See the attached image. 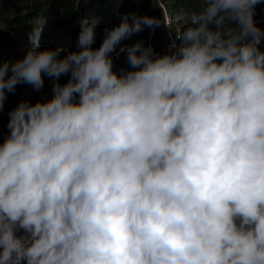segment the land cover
Segmentation results:
<instances>
[{
	"label": "clouds",
	"instance_id": "9594fccd",
	"mask_svg": "<svg viewBox=\"0 0 264 264\" xmlns=\"http://www.w3.org/2000/svg\"><path fill=\"white\" fill-rule=\"evenodd\" d=\"M196 2L163 52L132 11L0 59V264H264V0Z\"/></svg>",
	"mask_w": 264,
	"mask_h": 264
},
{
	"label": "rangeland",
	"instance_id": "374dc122",
	"mask_svg": "<svg viewBox=\"0 0 264 264\" xmlns=\"http://www.w3.org/2000/svg\"><path fill=\"white\" fill-rule=\"evenodd\" d=\"M104 0H78L77 9L81 10L82 18L85 16L96 17L99 20L98 27L96 29L97 39L96 45L99 46L103 35L104 29L111 26V19L115 15H118L119 4L122 0H105V3L102 7V2ZM137 2L139 0H131V2ZM112 2L111 9H106L107 3ZM185 3V1H184ZM259 9L256 11L255 20L263 28L264 24V4L259 5ZM105 7V9H104ZM198 7L196 2L195 9ZM52 1L51 0H0V33H4L12 41L10 50H9V59L15 60L26 52V50L31 46L29 39V33L32 30V25L39 19L45 18V24L43 26L42 33L55 32L56 37L43 38L41 35L40 44L41 47H61L65 51L75 49L77 35L75 34V29L72 30H59L53 31L54 25L56 24L55 15L52 14ZM194 9V10H195ZM130 11V10H129ZM141 15L149 14L156 17H170L172 20V29L169 30L161 25L159 28H156L154 31L152 29H145L143 32L138 33L132 37L130 42L135 40H143L146 43H149V40L152 34L155 35V41L159 42V47L161 52L168 50L173 39L176 38L175 29L180 27L184 21L187 19L190 13L186 12L184 7H180L175 1L162 0L160 7H157L154 3L149 2L148 5L144 6L139 2V5L136 9ZM128 12V11H127ZM132 12V10H131ZM41 13L40 15H38ZM264 29V28H263ZM173 35V36H172ZM171 42V43H170ZM262 46H264V41H262ZM123 64V57L116 62V66L120 67ZM66 77L61 78L63 82ZM34 91L30 85L24 84L21 89H18L12 94V96H17L13 99V102L9 106V109L14 107L20 100L29 99L32 102H35L41 97L51 96V87L50 81L45 77V85L41 91V94L38 92V96H31ZM9 109L3 111L2 115V125H6L8 119ZM6 132V127L4 128Z\"/></svg>",
	"mask_w": 264,
	"mask_h": 264
},
{
	"label": "trees",
	"instance_id": "16d2710c",
	"mask_svg": "<svg viewBox=\"0 0 264 264\" xmlns=\"http://www.w3.org/2000/svg\"><path fill=\"white\" fill-rule=\"evenodd\" d=\"M8 1V0H4ZM52 1V14L55 15V21L56 24L54 25L53 31H59V30H72L73 27L75 29V34L78 35L79 32V26H80V20L82 19V12L81 10L77 9V1L78 0H51ZM175 1L178 4H180V7H184L186 9V12L191 13L195 9L196 0H170ZM185 1V3H184ZM139 2L143 4L144 6L149 4V0H139L137 2H134L131 0H122V2L119 4V12L118 15H115L111 19V26L118 23L119 17L123 15L124 13H130L132 11H136ZM105 3V0L101 4L103 7V4ZM112 2L107 3L106 9H111ZM261 5V4H260ZM259 5L257 6L256 11L259 9ZM105 9V7H104ZM130 10V11H129ZM128 11V12H127ZM138 14L139 11H136ZM39 13L38 15H40ZM141 15V14H140ZM43 38L48 37H56L55 32H47L42 33ZM12 41L7 37L6 34L0 33V59L8 60L9 59V50L11 46ZM159 42H153V46L157 51L161 52V48L159 47ZM24 84L18 85L16 88V91L18 89H21ZM17 92H15L16 94ZM13 93H10L8 95V99L5 103L4 109H9V106L13 102L12 98H15L17 96H12Z\"/></svg>",
	"mask_w": 264,
	"mask_h": 264
},
{
	"label": "bare ground",
	"instance_id": "6f19581e",
	"mask_svg": "<svg viewBox=\"0 0 264 264\" xmlns=\"http://www.w3.org/2000/svg\"><path fill=\"white\" fill-rule=\"evenodd\" d=\"M29 93H32V95H35V94H37L38 95V92H36V91H32V92H29ZM40 94H41V92H39ZM31 95V96H32ZM36 96V95H35ZM38 97H39V95H38Z\"/></svg>",
	"mask_w": 264,
	"mask_h": 264
}]
</instances>
